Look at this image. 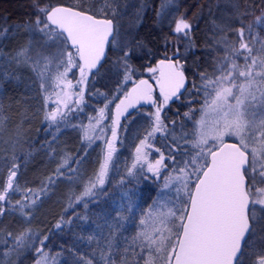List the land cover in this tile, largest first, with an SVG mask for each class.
<instances>
[{
  "label": "snow or ice",
  "instance_id": "6c2138e0",
  "mask_svg": "<svg viewBox=\"0 0 264 264\" xmlns=\"http://www.w3.org/2000/svg\"><path fill=\"white\" fill-rule=\"evenodd\" d=\"M116 3L117 0H79L77 6L65 7L34 0L33 18L23 25H15L23 27L32 39L18 48L12 59L17 65L32 68L42 93H48L50 88L60 90L55 93V107L44 116L49 128L55 127L57 131L61 124L68 126V113L72 111L70 96H76L74 103L83 111L79 107L84 98L81 86L87 83L90 74L94 77L99 73L106 50L120 53L117 64L123 71V83L117 91H123L124 98L116 104L111 139L104 134L101 125L108 108L105 104L98 116L88 117L87 126L80 125L82 142L86 140L90 147L102 140L105 147L94 178L85 184L74 201L70 197L69 208L81 202L87 208L86 198L90 201L104 190L110 168L117 165L114 155L120 117L126 112L125 118L131 117L128 110H136L141 101L155 107V112L149 113L151 123L135 146L132 163L126 166V174L138 179L146 169L162 180L158 198L145 211L125 193L127 203L112 209L116 215L111 217V222L105 220L103 227L109 229L108 233L97 225V231L87 237L89 249L95 242L98 258L97 251L77 250L75 264H155L154 257H159L163 264H264V56L259 55L264 53V39L260 37V32L264 31V8L247 23L257 6L249 5L246 11L238 13L232 21L238 27H232V23L216 26L222 35L214 38V48L223 55L214 58L211 72L198 73L200 83L196 84L187 80L179 60L167 56L155 67L147 68L152 74L149 79L133 81L136 69L129 60L134 49L132 41L118 39L120 30L113 19L117 15ZM174 23V34L187 38L191 23L184 16ZM7 32L5 27L0 31V38ZM36 37L40 38L38 47ZM140 46L137 42L136 47ZM240 60L243 64L238 63ZM74 69L79 71L75 85L68 79ZM129 82L133 87L124 91ZM188 83L191 89L187 88ZM77 87L78 93L72 91ZM157 89L159 102L154 95ZM182 89L202 95L203 105L184 113L190 122L196 111L201 116L192 122L190 131L173 136L175 147L169 151V165L164 153L154 148V141L157 134L167 131L161 111L174 97L178 98V94L183 95ZM44 100L48 108L52 96L47 94ZM172 124L174 130L175 121ZM153 150L159 153L155 161L149 159ZM85 158L63 157L38 190L19 187L20 165L13 162L0 189V215L10 208L14 213L18 211L24 222L30 223L38 201L58 180L73 183ZM11 159L15 161L16 157ZM124 180L125 177H121L120 183ZM21 192V199L12 203L10 197ZM257 208L261 209L260 214ZM138 212L139 230L129 238L124 234L125 223L135 225ZM107 215L110 217V213ZM65 223L71 220L64 221L62 217L55 228L61 229ZM48 239L26 228L16 236L8 232L2 243L7 248L11 241L13 250L33 249L37 254L35 264H54L55 258H50L45 251ZM252 256L255 259H251Z\"/></svg>",
  "mask_w": 264,
  "mask_h": 264
},
{
  "label": "rangeland",
  "instance_id": "374dc122",
  "mask_svg": "<svg viewBox=\"0 0 264 264\" xmlns=\"http://www.w3.org/2000/svg\"><path fill=\"white\" fill-rule=\"evenodd\" d=\"M179 1L180 0H163L160 8H159V15L158 19L159 21L164 24L165 27H172L175 25L174 21L183 16L182 13H177L179 9ZM238 1L239 5L236 3ZM223 9L217 13V16L221 19V22L227 20V19H235L236 12H237V6H242V0H222ZM138 13V12H137ZM135 13V16H133L132 19H126L124 16L116 15L114 17L116 24L119 27L120 30V37L118 39H127L132 41V45L134 43V36L136 34V25L138 22V19L141 16L140 14ZM236 15V16H235ZM255 16L251 17V20L254 19ZM136 22V24H135ZM246 23L249 22V20L245 21ZM135 24V26H134ZM18 25V24H15ZM15 25H12L11 28H8V32L5 37L0 38V44L2 46L5 45L6 38L10 37H19V33L21 34V38L24 41L23 46L27 44L29 39H32L30 35L23 29V27H15ZM13 30V31H12ZM1 31V28H0ZM14 31H19L14 32ZM264 33L260 32V37L264 39ZM36 43L37 47L40 43V38L36 37ZM140 47H135L134 54L135 58L137 60L140 58V54H137L141 52L143 45L139 43ZM21 47V46H20ZM18 47V48H20ZM259 48V45L256 46ZM16 48V49H18ZM111 57L107 60V63L103 66L99 74L97 73L96 76H92V78L97 79L98 82L101 81L104 87H113L114 85L116 91L118 87L123 83V71L120 70L119 72L115 69L110 75L108 72L104 73L105 68H111L109 66V62L113 61V56H118L120 53H118L115 50H111ZM215 58L219 55L222 56L223 54H219L218 50H215ZM259 55L264 56V53H259ZM144 60V59H143ZM139 63L141 60H138ZM144 62V61H143ZM4 63L8 64L5 68L0 69V71L5 69H18V65L16 64L14 67L9 66V60L6 58L4 59ZM112 63V62H110ZM130 63V61H129ZM238 63L243 64V60L238 61ZM131 64V63H130ZM111 65V64H110ZM134 68V64H131ZM24 66V65H23ZM113 69V68H112ZM136 69V68H135ZM24 70H26L33 79L37 82L38 88L40 91L41 100H43V113H41V124L44 126L41 137V141L37 139V141L32 142V148H29V143L26 139L20 136V128H27L28 126H33L34 123V116L31 115V108H29L28 105H24L20 111L19 107H16V104L10 103L7 107L9 110H11L13 117H19V119H16L14 121L15 124H11L4 132L3 137L0 139V154L8 149L10 152L14 153V156L16 157L15 161L17 164L20 165V171L18 173V184L19 187L23 189H33L38 190L42 187V182L46 180V178L50 175H52L55 172V169L60 162V157H65L66 155H71L74 157H86L83 160L82 165L80 166V174L78 177L75 178L73 183H68L65 179H60L57 181L54 187H52L47 195L43 196L37 203V206L32 210V216L30 223H26L21 219L20 213L16 211L15 213L9 208L8 215H5L0 220V229H3L4 224L7 229L0 230V264H19L22 260H24L25 256H27L30 252H34L33 249H16L13 250L11 248V241H9V247L5 248L3 246V241L6 238L7 232H12L13 236L18 235L20 232H22L26 228H30L32 232L38 234L41 238L44 236H48L50 231L52 229H55L56 225V218L63 216L64 214H67L68 220H71V222L79 221L81 218L75 213H72V208H69V200L70 197L73 199L75 196L80 195V193L83 191L85 184L87 182L94 178V173L98 170V162L102 159L103 155V149L105 147L104 142L102 140H97L93 145L90 147L87 146V141L82 142V135L83 133L80 130V125L83 124L84 126H87L89 124L88 117L92 116H98L99 110L105 106V104H108V108L105 111L104 119L101 121V123H105L104 125L101 124L104 127V134H107V137L111 139V131L110 128L112 126V119L113 115H115V105L109 103L108 96L102 97L101 94L97 93L95 89L91 86L88 89L84 90V98L83 101L80 104V108L83 109V111H79L77 109V105L72 100V96H70L69 104L72 108V111L68 113V121L67 125L64 124L60 125V130L57 131L55 127L49 128L48 122L45 121L44 116L45 112L47 110H51L54 106L53 101H49V107H45V100L44 96L47 94H50L51 96L55 94V92H59V89H53L50 88L48 90V93H42L40 89V81L37 78L36 73L32 70L29 66H24ZM109 70V69H108ZM79 74V71L75 69V71H72L68 74V79L72 80L73 84L75 85V73ZM212 71V70H211ZM210 71V72H211ZM141 73L137 71L133 75V81L139 80ZM198 80L196 84L200 83V78L197 77ZM53 83H55L53 81ZM11 87V85H9ZM133 87V83L129 82L126 87L124 88V91H127L129 88ZM192 87V86H191ZM76 90V93L79 92V87L74 88ZM73 89V90H74ZM72 90V91H73ZM62 93V92H61ZM103 93V92H102ZM115 94H119V98L123 97V91H118ZM105 96V93L103 94ZM115 95L112 96V98ZM8 97L11 98L13 96L8 94ZM16 100L18 98H15ZM203 96L202 95H196L195 92H190V95L183 98L182 102L180 104H183L187 102V109L186 107L183 108L180 106V104H176L175 108L178 110L181 107V111H178L179 113V119L175 120V126L173 130V124L167 122V120L161 116V119L165 124L167 125V131L164 133H161L160 135L157 134L159 139L157 140L158 147L160 149V152L164 153L165 158L168 157L170 149L175 147L173 144V136L179 137L182 131H190L192 128V122L195 120H199L201 113L199 111H196L193 116V121L190 122L188 118L184 116L185 112H189L190 109H199L203 105ZM192 100L198 101L197 103H191ZM18 105V104H17ZM20 105V103H19ZM186 109V110H185ZM130 110V109H129ZM128 110V111H129ZM67 111V110H65ZM143 110H139L138 113L131 116L130 118L126 119L124 122L120 120V126L117 127L120 129L118 131V134L120 135L121 139L117 140L116 148L117 153L114 155V159L117 160V165L115 168H110L108 177L106 178L105 185L103 186V191L98 192L97 195L89 201L88 198H86V201L88 203V207H84V203L81 202L80 204H73V206H77L82 208L83 210H86V214L90 215L92 218H98V224L102 227L103 232L105 234L108 233L109 229L106 227H103L105 224V220L108 219L109 222H111V217H115L116 213L112 211L113 208H118L122 203H127V198L125 196V193L132 196L133 199H135L142 209L145 211L148 209V207L153 203L154 200H156L158 190L162 187V180L156 179L153 174L147 172H144V175L141 176L138 179H133L127 177L126 174V166H130L133 159V153L135 150L136 144L139 143V139L143 137L145 129L148 127L149 122L151 121L148 118V112H142ZM20 114V115H19ZM126 114V113H125ZM124 114V115H125ZM123 115V116H124ZM2 117V116H1ZM180 120V121H179ZM92 123H95V121H92ZM75 125L76 127H72ZM27 130V129H24ZM55 134V136L53 135ZM76 138V139H74ZM157 139V138H156ZM155 139V141H156ZM154 141V144H155ZM34 143V144H33ZM36 143V144H35ZM182 143V142H179ZM118 144V146H117ZM49 145V147H48ZM53 145V146H52ZM46 146V147H45ZM52 148L54 150L52 153H50L49 148ZM24 151L25 154L22 152ZM159 158V153H156L153 150L152 155V161H155ZM1 159V158H0ZM49 159V162L45 164L44 167L39 168L36 167V163L39 162H45L44 160ZM179 159V157H177ZM10 159H5L0 161V189L3 188L4 182L7 179L8 175V168L10 164ZM168 164H171V161L168 160ZM51 165L47 171H45V168L47 166ZM170 170V169H169ZM147 173V174H146ZM166 174V173H165ZM121 177H125L124 183L121 184ZM40 181V183H38ZM68 197L63 200L64 196ZM22 192L20 194H16L10 197V200L12 203H15L16 200L21 199ZM108 198V199H107ZM6 205V204H5ZM4 205V206H5ZM55 207L57 208V217L50 218L48 211L49 207ZM6 207V206H5ZM7 208V207H6ZM67 209V211H65ZM71 210V212H70ZM88 211V212H87ZM70 218H69V214ZM110 213V217L107 215ZM139 218L140 213H137L136 216V224L133 225L131 223H125V235L131 238L136 234V232L139 230ZM56 220V221H55ZM55 221V222H53ZM53 222L54 227L50 224ZM69 224V223H68ZM10 229V230H8ZM7 231V232H5ZM3 234L5 236L3 237ZM82 248H88L82 247ZM91 248L95 249L97 253L99 250L97 249V246L95 242L92 243ZM46 252L49 253L50 258H55L54 264H63L62 263V256L61 254H54L51 253L47 247L45 248ZM7 253V255H5ZM37 259V256L35 255V259L33 262H29V264H35V261ZM155 264H163V261L159 257H154ZM142 264V262H141Z\"/></svg>",
  "mask_w": 264,
  "mask_h": 264
},
{
  "label": "trees",
  "instance_id": "16d2710c",
  "mask_svg": "<svg viewBox=\"0 0 264 264\" xmlns=\"http://www.w3.org/2000/svg\"><path fill=\"white\" fill-rule=\"evenodd\" d=\"M118 1V0H117ZM252 1V0H251ZM44 4H51V5H56V4H66V5H71V6H77L79 3V0H42ZM163 1L160 0H148V4L146 6V9L143 10L141 13L140 18L138 19L137 25H136V34L134 36L135 40L133 43V49L136 47V43L139 42L143 45L141 52L137 53L140 54V58L137 60L135 58L134 50L133 53L131 54L130 57V63L134 64L135 68L138 67L139 71L141 72V75H144L145 77H148V79L151 77L152 74L147 72V68L153 67L152 61L156 58L159 57H170L174 56L175 53V58L179 60L182 66H184V69L187 71L188 75L191 77V81H194V77H197L199 72H210L211 68H206V61H196L193 59L195 56L196 57H201L202 53L200 50L202 49L201 46H203V49L205 47V51L210 49L208 47V43L205 44V46L199 42L200 37L204 38L205 35L207 34V27L210 26V21L213 20L215 17V14L212 11V4L216 2V0H182L180 1V7L183 9L182 10V15L184 18H186L192 25L191 31L188 35L187 38H185L182 34L177 35L174 34L173 29L174 28H169L165 27L164 24H162L159 19H158V11L161 6ZM33 3L34 0H0V28L1 31L7 27L11 28L12 25L18 24V25H23L25 21H28L33 18L34 14V8H33ZM99 6V5H97ZM114 7H118L114 5ZM200 10L202 11H210L208 12L207 15H205L202 18H197L195 19L193 17L194 13H197ZM186 13V14H184ZM172 27H175L173 25ZM12 29V28H11ZM13 31V30H12ZM259 31V30H258ZM18 32L19 31H14ZM153 34V35H151ZM19 37H14V38H21V34L19 33ZM194 38L196 40L194 41ZM5 40H1L6 41ZM5 42V46H6ZM190 42V43H189ZM1 45V44H0ZM178 49V52H177ZM219 52V50H218ZM220 53V52H219ZM119 56V55H118ZM118 56H113V61L109 62V68L110 70L108 71V74L110 75L115 69L119 72L121 70L120 66L117 64V58ZM111 55L108 56V59H110ZM144 59V60H143ZM144 61V62H143ZM111 64V65H110ZM8 64L2 62L0 65V69L5 68ZM9 66L11 67V63H9ZM144 67L145 71H141L140 69ZM113 68V69H112ZM10 70L11 69H5L0 71V99L8 94L7 92V87H10L12 89H19L24 92H27L29 94H33L41 98L40 91L38 88L37 82L33 79V77L28 73L25 81H15V78L20 76V72L14 71L16 73V76L13 77L10 75ZM78 70V69H76ZM75 71V69L73 70ZM77 72V71H76ZM79 79V74H76L75 80ZM88 80L90 81V87L92 86L95 91L103 96L105 93L106 97L108 96L109 98L113 95L116 96V90L115 92L112 91L115 90V85L112 87H104L103 84L97 81V79L94 78H89ZM150 82H152L150 80ZM10 83V84H7ZM84 87V85H82ZM85 88L87 89V84L85 85ZM103 92V93H102ZM56 93V92H55ZM118 95V94H117ZM28 96V94L26 95ZM61 96H63V93H61ZM114 96V97H115ZM25 95L21 97L20 100V105L19 103H16V107L20 108V111L24 105H28L29 108H31V115L32 117L34 116L32 106L28 103V101L25 99ZM56 94L52 95V100H56ZM76 99V96L73 95L72 100L74 101ZM42 103L43 100H41ZM18 104V105H17ZM166 106V105H165ZM163 108L161 111V116H165L166 120H175V116L170 113H176L174 110L171 112L169 110V107L167 106ZM20 115V114H19ZM2 116V117H1ZM177 117V116H176ZM13 117V114L11 110H9L8 107H1L0 108V139L3 137V134L5 130L16 120ZM150 159V157H149ZM15 161H17L15 159ZM13 160H10L9 167H11V164L15 162ZM16 163V162H15ZM108 199V198H107ZM8 208V207H7ZM86 210H83L80 207L73 206L72 208V213H75V215L79 216L80 218L87 217L86 220L81 219L79 221L71 222V223H65L62 224L61 229H52L48 234V241H46V245H48L47 249L51 251V253L57 254V253H62L64 255V250L69 249L70 246L78 241L82 240V244L79 246L77 250L79 251H95V249L91 248H82L86 247L88 245V240L87 237L90 235H93L94 232L97 231V225L98 224V218H92L90 215L86 214L84 212ZM71 212V210H70ZM88 212V211H87ZM9 212L7 211L4 215H0V219H2L5 215H8ZM69 214V212H68ZM63 217L64 221H68V216L67 214H64L63 216H60L56 218V222L60 221L61 218ZM70 218V214H69ZM53 221V222H55ZM53 222L50 224L52 227H54ZM100 226V225H99ZM102 228V227H101ZM7 229L5 226L3 229L0 230H5ZM9 230V229H8ZM103 230V229H102ZM7 232V231H5ZM8 233V232H7ZM5 234H3V237ZM34 251V250H33ZM46 251V250H45ZM77 252V251H76ZM35 255L37 254L34 252H30L27 256H25L24 260H22L19 264H29L28 261L33 262L35 259ZM63 264H66L64 262V258L62 261Z\"/></svg>",
  "mask_w": 264,
  "mask_h": 264
},
{
  "label": "bare ground",
  "instance_id": "6f19581e",
  "mask_svg": "<svg viewBox=\"0 0 264 264\" xmlns=\"http://www.w3.org/2000/svg\"><path fill=\"white\" fill-rule=\"evenodd\" d=\"M160 1H163V0H160ZM182 1V0H180ZM179 1V4H181V2ZM148 4V0H118L116 5H118L117 7V14L118 15H121L122 17L124 16L126 19H132L133 16H135V13L137 14H140L143 12L144 9H146V6ZM249 5H256V10L254 12L253 15H250L248 16L247 20L251 21V17L252 16H256V15H260V9L261 8H264V0H242V6H237V12H236V15H238V13H241V12H244L247 10V7ZM212 11L215 14V17L213 18L212 21H210V26L207 27V34L205 35L204 38L200 37L199 39V42L202 43L204 46L206 43H208V47H210V49H208V51L206 50L205 51V47L203 49V46H201V50L200 52L202 53L201 57H194L193 59H195L196 61H206L205 65H206V68H213V60L215 58V49L214 48V38H218L219 35L222 33L218 32L217 31V25H226L228 23H232V21L234 19H227L223 22H221V19L217 16V13L220 12L222 9H223V5H222V0H216V2H214L212 5ZM182 8L179 6V9L177 11V13H181L182 12ZM208 12H210L209 10L208 11H201L200 10L197 12V13H194L193 14V17L195 19L197 18H202L204 17L205 15L208 14ZM186 14V13H184ZM235 15V16H236ZM136 24V22H135ZM134 24V26H135ZM232 27H238V24H235V23H232ZM262 33H264V31H261ZM153 35V34H151ZM264 35V34H262ZM154 36V35H153ZM196 40V38H194V41ZM23 43L24 41L19 39V38H14V37H10L9 39H7V42H6V46L2 44V46L0 45V52L3 53V56L0 57V65L2 64V62L4 61V59H8L9 60V63H11V67H14L17 63L12 59V56L15 54L16 52V48L18 47H22L23 46ZM18 69H12L10 70V75L15 77L16 76V73L14 71H18L20 72V76L16 77L15 78V81H25L26 77H27V74L28 72L26 70H24V66L23 65H18ZM101 69V67H100ZM109 68H105L104 69V73L108 72ZM14 70V71H13ZM7 84H10V83H7ZM12 85V84H11ZM7 92L9 95L13 96L11 98L8 97V94L4 97H2L0 99V108L1 107H7L10 103H13V104H16V103H19L20 100H21V97L25 95V99L28 101V103L32 106V111L34 113V123H33V126H28L27 128H20V136L23 137L24 139H26L29 143V148H32V142L33 141H37V139H39L41 141V137L43 136L42 135V131L44 129V126L40 125L41 124V113H43V103L41 101V98L39 99L38 96L36 95H33V94H29L27 92H24L22 90H19V89H12L10 87H7ZM28 94V96H26ZM15 98H18L17 100ZM167 107V105L165 106ZM16 119H19V117H17ZM24 129H27V130H24ZM76 139V138H74ZM34 144V143H33ZM36 144V143H35ZM53 146V145H52ZM46 147V146H45ZM49 147V145H48ZM49 151L50 153L53 152L52 148L50 147L49 148ZM24 154L25 152L22 151ZM16 153V152H14ZM14 153L10 152L8 149H6L5 151H3L1 154H0V161L2 160H5V159H10L14 156ZM26 155V154H25ZM63 158L60 157L59 161H61V159ZM45 162H39V163H36V167L38 166L39 168H42L45 166V164L47 162H49V159H46L44 160ZM51 165L47 166L45 168V171L48 170V168L50 167ZM38 183H40V181H38ZM69 193L67 194V196H64L63 200H65L67 197H68ZM6 207H8V205L6 204L5 205ZM50 210L49 213V216L50 218H56L57 217V208H55L54 206L53 207H49L48 211ZM0 220H4L5 219H0ZM5 226V224H4ZM6 227H8L6 225ZM10 230V229H9ZM82 244V240H78L76 242H74L70 248L67 250L65 249L64 250V255H62V253H57V254H61L62 256V260L63 261V258H64V262L66 264H75V259H76V256H75V253L77 251V245H78V248L79 246ZM48 247V245L46 246ZM97 258H98V253H97Z\"/></svg>",
  "mask_w": 264,
  "mask_h": 264
},
{
  "label": "flooded vegetation",
  "instance_id": "af4514ba",
  "mask_svg": "<svg viewBox=\"0 0 264 264\" xmlns=\"http://www.w3.org/2000/svg\"><path fill=\"white\" fill-rule=\"evenodd\" d=\"M256 212H257L258 214H260V213H261V209H260V208H257V209H256ZM258 247H259V246H258ZM250 251H251V250H250ZM251 259H255V256H252Z\"/></svg>",
  "mask_w": 264,
  "mask_h": 264
},
{
  "label": "water",
  "instance_id": "95a60500",
  "mask_svg": "<svg viewBox=\"0 0 264 264\" xmlns=\"http://www.w3.org/2000/svg\"><path fill=\"white\" fill-rule=\"evenodd\" d=\"M62 6L70 7V6H66V5H62ZM106 54H107V50H106ZM104 59H105V58H104ZM104 59L102 60V63H103ZM159 60H161V59H159ZM159 60H158V61H159ZM158 61L156 62V65H157ZM93 71H95V70H93ZM182 91H183V89L181 90V92H182ZM229 142H230V141H229Z\"/></svg>",
  "mask_w": 264,
  "mask_h": 264
}]
</instances>
